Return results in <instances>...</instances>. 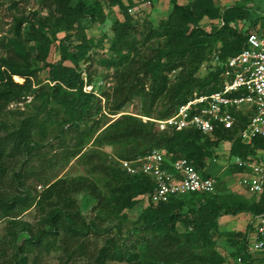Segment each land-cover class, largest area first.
Listing matches in <instances>:
<instances>
[{"label": "trees", "instance_id": "16d2710c", "mask_svg": "<svg viewBox=\"0 0 264 264\" xmlns=\"http://www.w3.org/2000/svg\"><path fill=\"white\" fill-rule=\"evenodd\" d=\"M104 1L124 16V21L115 22L112 28L118 60L112 64L117 67L116 86L107 100L112 102L109 110L113 115L140 99L141 116L151 118L161 103L157 120H164L194 94L219 91L223 68L213 66L205 77H199L201 68L207 63L213 65L216 54L222 63L238 55L250 34L239 28L246 17L241 9H223L217 0H189L186 5L171 0L172 12L157 26L148 19L142 24L135 22L129 14L131 7L157 0H44L49 11L46 17L18 22L16 37L9 44H1L8 54L0 58V217L8 222L0 241V264H41L53 253L59 255V264L80 260L87 264H223L214 241L220 218L264 214V193L253 195L246 190L253 201L241 194L215 192L151 204L140 216L132 232L138 239L131 244L122 235L113 234L112 228L104 230L97 219L88 220L82 214L76 199L79 194H87L96 203L94 211L102 222L125 217L139 198L149 197L154 189L152 180L129 175L121 161L135 160L154 149L163 150L174 160L192 161L205 176H215L211 164H215V151L223 143L230 144L232 158L245 159L264 151V139L245 145L239 138L244 117L234 130L204 135L197 130L160 132L153 122L125 115L97 135L102 107L94 94L84 91L85 71L80 66L92 61L86 29L87 24L105 19ZM205 19L218 24H211L207 30L202 26ZM23 24L28 25V32L22 30ZM252 25L254 29L260 25L256 30L264 32V18ZM59 33L66 39L75 37L78 44L69 48L61 41L60 60L49 64V51ZM143 50L147 52L143 54ZM36 60L50 74V83L38 89H34L39 72ZM15 77L24 82H16ZM29 96L40 102L34 114L22 113L15 124L2 120L11 105ZM53 124L63 138L61 151L55 161H47L43 169L41 166V173L32 163H46L41 149L48 126ZM93 139L96 149L84 152ZM106 146L114 148V157L103 151ZM77 158L91 176L98 178L79 176L42 184L48 167ZM230 172L238 174L241 170L232 166ZM38 186L42 191H37ZM33 208L36 225L20 219ZM251 231L249 224L246 243L237 251V257L244 255L243 264L256 260L245 255ZM258 261L264 264V255Z\"/></svg>", "mask_w": 264, "mask_h": 264}, {"label": "rangeland", "instance_id": "374dc122", "mask_svg": "<svg viewBox=\"0 0 264 264\" xmlns=\"http://www.w3.org/2000/svg\"><path fill=\"white\" fill-rule=\"evenodd\" d=\"M138 0H132L136 3ZM185 4L189 0H182ZM106 1L102 2L105 19H101L96 23L87 24L86 34L91 41V52L92 61L87 64H81V69L84 72L83 78L85 82L84 91L86 93L94 94L99 106L102 107V111L98 114L97 120L101 122V129L97 133L100 134L103 132L110 124L121 118L122 116L128 115L139 118L145 122V118L140 115V109L142 107V101L140 99H135L132 104L128 105L123 111L119 112L116 115H113L110 112L112 102H108V96L112 95L114 88L116 86V71L117 67L113 66L118 60V54L114 48V32L112 30L113 25L117 21H124V16L117 7H109ZM129 2L128 5H133L134 3ZM180 3V0H178ZM217 4L223 9L229 8H238L241 9L243 13L244 20H241L239 23V28L243 32L249 33H259L262 32V29L256 30L260 25L254 29L252 22L264 18V0H217ZM173 4L171 0H157L151 4H142L135 5L129 10L130 16L134 19L135 22L143 23L146 19L150 20L155 26L159 24L161 20H164L172 12ZM49 14L48 9L45 7L44 0H0V58L7 56V49L1 44L6 45L16 37V25L21 20H29L33 16L35 17H46ZM211 24H218V21H210L205 19L202 22L207 30ZM28 25L23 24L22 30L28 32ZM61 41L64 42V45L69 48H73L78 44L75 37L66 39L65 34L59 33L57 36V41L53 43L49 51L47 63L52 64L60 60V51L59 46ZM145 54L147 51H141ZM36 53L34 56L36 57ZM67 66H71L70 63H66ZM36 67L39 72L37 78L34 80V89H38L41 86L50 83V74L49 69L44 66L43 63L37 62ZM212 63L205 64L198 76L205 77L210 70L212 69ZM91 80H88L90 76ZM17 82V80L14 78ZM23 83L24 80L20 79ZM53 85V84H52ZM40 105V102L37 101L33 96L27 97L23 102L11 105L2 120L8 122L9 124H15L22 117V113L25 116L32 115L36 112V107ZM56 105H52V107ZM162 110L161 103L158 104V107L155 111V114L150 119L157 120V114ZM1 120V119H0ZM96 135V136H97ZM94 139L88 144L84 152H90L93 149H96L94 146ZM63 138H59V133L57 125H49L46 138H44V146L41 149V154L45 156L46 163L34 161L32 167L41 171L47 165V161H55L58 154L60 153V146L62 145ZM230 150L229 143H223L215 151V156L217 158V163L211 164L213 168V173L217 178V189L216 193L221 195L229 194H241L245 195L246 199H250V195L246 193V190L242 188L238 182L237 174L230 172L232 166L230 165V160L228 159V153ZM103 151L114 157L115 150L113 147L106 146L103 148ZM234 159V158H233ZM43 171H41L42 173ZM79 176H88L92 179L98 178V176H91L88 172V167L83 163L74 159L68 162H58L50 168L48 167L44 171V176L42 178V184L46 181L55 182L58 179H72ZM42 187H37V191H42ZM76 199L80 205L82 214L91 219H97L98 224L101 225V228L110 229L112 233L119 234L123 236V240L127 241V244L136 242L138 237L132 234L134 228L137 226V222L142 215V213L151 205L148 197H142L138 199V204L133 210L126 211L124 213L125 217L121 219L114 220L112 222H102L97 218V213L94 211L96 203L93 202L87 194H79L76 196ZM185 212H188V209H184ZM25 222L31 224L37 223L36 219V210L31 209L26 211L21 217ZM7 219L0 217V241L3 239L5 234V228L7 225ZM251 222L250 215L242 214L237 217L223 216L219 220V230L218 234L215 235V250L222 257L223 264H239L237 263V251L239 247L246 243L245 235L247 232V227ZM180 230L181 227H180ZM132 240V241H131ZM256 260L253 264H259L258 259L260 255L255 256ZM59 255L53 253L49 256L44 257L41 264H59L58 262ZM76 264H87L86 261L80 260ZM115 264V263H109Z\"/></svg>", "mask_w": 264, "mask_h": 264}, {"label": "built area", "instance_id": "2783aa9c", "mask_svg": "<svg viewBox=\"0 0 264 264\" xmlns=\"http://www.w3.org/2000/svg\"><path fill=\"white\" fill-rule=\"evenodd\" d=\"M214 58V68H223L219 91L194 94L169 118L144 121L155 123L160 132L197 130L213 135L217 130H234L244 117L239 131L242 143L252 145L256 139H264V32L250 33L242 52L225 62H220L218 54ZM228 159L231 166L241 170L237 176L242 188L253 195L264 193V151L245 159H233L228 153ZM217 161L215 158L213 163ZM121 165L131 176L144 175L152 180L154 189L148 197L151 204L192 194H214L217 189L215 176H205L192 161L174 160L160 149L135 160L121 161ZM250 224L245 255L256 258L264 255V214L251 218ZM237 263H244V255L237 257Z\"/></svg>", "mask_w": 264, "mask_h": 264}, {"label": "crops", "instance_id": "0c3cea01", "mask_svg": "<svg viewBox=\"0 0 264 264\" xmlns=\"http://www.w3.org/2000/svg\"><path fill=\"white\" fill-rule=\"evenodd\" d=\"M189 3V2H188ZM188 3H186V4H188ZM180 5H186L182 0H180V3H179Z\"/></svg>", "mask_w": 264, "mask_h": 264}, {"label": "bare ground", "instance_id": "6f19581e", "mask_svg": "<svg viewBox=\"0 0 264 264\" xmlns=\"http://www.w3.org/2000/svg\"><path fill=\"white\" fill-rule=\"evenodd\" d=\"M15 79L17 80V82H21L19 77H15Z\"/></svg>", "mask_w": 264, "mask_h": 264}]
</instances>
